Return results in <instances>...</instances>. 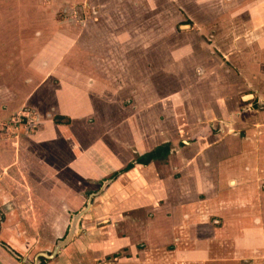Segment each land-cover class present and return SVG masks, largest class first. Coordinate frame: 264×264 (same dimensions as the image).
Listing matches in <instances>:
<instances>
[{"label":"rangeland","instance_id":"374dc122","mask_svg":"<svg viewBox=\"0 0 264 264\" xmlns=\"http://www.w3.org/2000/svg\"><path fill=\"white\" fill-rule=\"evenodd\" d=\"M237 1L0 0V135L13 140L8 144L6 137H0V169L28 162L25 167L31 168L32 181L44 178L40 168L56 169L54 177L45 176L46 181L73 185L76 198L68 196L64 205L67 202L71 213H76L86 204L90 192H99L104 180L112 179L113 174L135 161L138 155L134 148L152 149L173 140L182 150L199 149L189 148L182 140L191 141L200 128L195 122L206 118L207 106H215V79L200 80L201 76L193 74L188 59L194 57L183 48L189 42H217V36L229 42L232 8ZM229 49L222 46L220 51L227 62ZM201 50V55L211 54L208 48ZM182 57L187 59L186 66ZM75 59L77 62H73ZM205 64L209 69V63ZM211 66L217 67V63ZM217 77V90L223 91L229 76L222 71ZM249 94H239V100L245 95L253 106L239 101L242 121L235 132L228 127L220 132L223 137L236 133L238 150L250 133L249 123L255 126L253 137L264 134V126L256 125H264V105ZM10 103L22 109L6 121L5 109ZM229 113L224 109L222 116ZM186 122L190 126L188 134ZM41 132L60 136L63 149L44 139L33 140ZM20 134L30 136V143L26 138L19 142ZM67 139L72 140V146L77 140L72 168L76 174L69 172L66 156L53 159L66 151ZM89 149L94 152L93 163L87 162L85 151ZM7 150L14 153L13 159L5 156ZM20 152L26 153L24 159L17 158ZM114 160L125 164L102 176L100 170ZM164 160L156 162V168L165 183ZM51 162H56V168ZM76 163L78 169L74 168ZM173 163L178 162L174 159ZM87 164L94 165L91 174L80 171ZM18 173L16 181L25 182ZM119 254L123 256L116 251L109 260L117 264Z\"/></svg>","mask_w":264,"mask_h":264},{"label":"crops","instance_id":"0c3cea01","mask_svg":"<svg viewBox=\"0 0 264 264\" xmlns=\"http://www.w3.org/2000/svg\"><path fill=\"white\" fill-rule=\"evenodd\" d=\"M234 7L229 42L217 36V42H194L197 45L189 42L183 48L194 57L188 59L193 64V74L201 76L200 80L215 79L212 82L217 95V101L212 103L215 106L209 109L207 106L206 118L195 122L200 128L191 141L182 140L189 148L199 149L182 150L177 142L169 140L171 153L164 160L168 166L165 183L156 168L161 159L148 165L136 163L133 169L120 173L93 198L92 208L81 218L78 235L54 258L39 257L44 260L40 264H113L109 259L116 251L123 252V256L119 254L116 258L117 264H264V134L258 139L253 137L255 126L249 123L250 133L238 150L236 133L230 137L220 133L223 128L228 127L231 132L238 128L240 102L253 106L245 95L239 100L240 93H250L264 105V0H240ZM222 46L230 48L228 62L220 55ZM202 47L211 54L201 55ZM186 60L182 57L185 66ZM223 62L227 66L223 67ZM205 63H209V69ZM212 63H217V67L211 66ZM222 71L229 76L228 85L223 86L225 91L217 90L216 85ZM23 75L20 78L25 79ZM8 105L6 121L15 118L12 114L22 109L17 104ZM224 109L231 114L222 116ZM185 126L188 134L189 122ZM36 135L33 140L44 139L56 149L62 148L60 136L42 132ZM18 136L21 143L24 138L27 143L31 141L30 136ZM0 137H6L8 144L13 143L8 136ZM65 142L69 143L64 147L66 151L53 159L66 156L69 172L76 174L72 168L78 153L77 140L73 146L72 140ZM159 145L134 149L137 155H142ZM89 150L85 151L87 162L93 163L94 152ZM25 154L20 152L17 158L24 159ZM5 156L13 159L14 153L7 150ZM173 158L178 162L176 165ZM51 164L56 168V162ZM124 164L120 160L109 161L107 168L100 170L101 175ZM25 165L12 164L0 169V264H36L40 254H51L58 241L67 236L74 214L96 193L90 192L86 204L71 213L64 201L76 198L73 185L46 181L45 176L57 172L51 167L40 168L38 171L44 178L32 181L31 168ZM77 167L76 163L74 168ZM93 170L94 165L87 164L80 171L91 174ZM18 172L25 182L16 181Z\"/></svg>","mask_w":264,"mask_h":264},{"label":"water","instance_id":"95a60500","mask_svg":"<svg viewBox=\"0 0 264 264\" xmlns=\"http://www.w3.org/2000/svg\"><path fill=\"white\" fill-rule=\"evenodd\" d=\"M112 180L113 179L105 180L103 182V185H102L100 191L99 192H96V193H92L89 196L88 201H87V205L84 208H82L78 213L74 214L73 220H72V223H71V226L69 228V231H68L67 236L64 239L58 241V243H57V245L55 247V250L51 254H48V253L40 254L37 257V259H36V264H40L42 262V259H39V257H43V259H52V258H54L61 251V249L63 247H65L66 245H68L75 238V236L78 235V232L80 230V221H81V218L87 212H89V210L92 208L93 198L96 197L99 193H101L105 189V187Z\"/></svg>","mask_w":264,"mask_h":264},{"label":"trees","instance_id":"16d2710c","mask_svg":"<svg viewBox=\"0 0 264 264\" xmlns=\"http://www.w3.org/2000/svg\"><path fill=\"white\" fill-rule=\"evenodd\" d=\"M170 153H171V145L169 143H163L149 152H146L142 155H138L135 161L130 162L125 168H123V170H120L116 172L115 174H113L112 179H114V177H117L120 173L133 169L136 163L142 164V165H148L154 160L166 159Z\"/></svg>","mask_w":264,"mask_h":264}]
</instances>
